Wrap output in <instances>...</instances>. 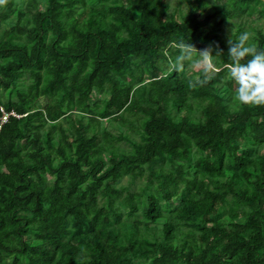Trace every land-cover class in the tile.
Segmentation results:
<instances>
[{"label": "trees", "instance_id": "16d2710c", "mask_svg": "<svg viewBox=\"0 0 264 264\" xmlns=\"http://www.w3.org/2000/svg\"><path fill=\"white\" fill-rule=\"evenodd\" d=\"M263 20L0 0V264H264V103L236 97L228 40L264 49Z\"/></svg>", "mask_w": 264, "mask_h": 264}, {"label": "clouds", "instance_id": "9594fccd", "mask_svg": "<svg viewBox=\"0 0 264 264\" xmlns=\"http://www.w3.org/2000/svg\"><path fill=\"white\" fill-rule=\"evenodd\" d=\"M248 37V33H242L229 48L230 55L236 58L230 65V75L236 81L235 95L240 102L264 103V49L246 44ZM246 55L247 61L239 62Z\"/></svg>", "mask_w": 264, "mask_h": 264}, {"label": "rangeland", "instance_id": "374dc122", "mask_svg": "<svg viewBox=\"0 0 264 264\" xmlns=\"http://www.w3.org/2000/svg\"><path fill=\"white\" fill-rule=\"evenodd\" d=\"M171 1H173V3H175V0H171ZM257 8H259V5H258V2H257ZM177 15V14H176ZM236 21V20H235ZM240 26H242V25H246L247 23L249 24H251V25H255V24H258L259 22H258V20L257 19H251V20H249V21H247V22H245L243 19H238L237 21H236ZM262 24H263V26H264V20L262 21ZM228 28H229V26H227ZM228 32H229V41H232L233 39H240V36H241V33H237V34H235L234 33V31H230V30H228ZM182 61H181V59H180V62H179V64L181 63ZM207 64H209L211 67H212V65L209 63V59H208V57H205V59H203L202 61H200L199 63H197L196 64V66H194L193 68H191L190 70H188V74L189 75H191V74H193L194 72H196L197 70H199V69H201L202 67H205V66H207ZM214 67V66H213ZM169 99V95L166 97V100H168ZM100 116H105V114L103 113V111L101 112V114H100ZM101 140V138L100 137H98V141H100ZM263 150V149H262Z\"/></svg>", "mask_w": 264, "mask_h": 264}, {"label": "built area", "instance_id": "2783aa9c", "mask_svg": "<svg viewBox=\"0 0 264 264\" xmlns=\"http://www.w3.org/2000/svg\"><path fill=\"white\" fill-rule=\"evenodd\" d=\"M5 118V117H4Z\"/></svg>", "mask_w": 264, "mask_h": 264}]
</instances>
